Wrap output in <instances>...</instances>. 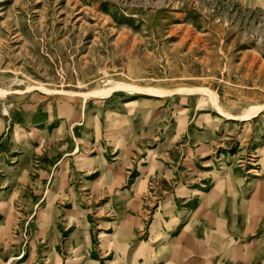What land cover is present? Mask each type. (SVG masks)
<instances>
[{"label":"rangeland","instance_id":"obj_1","mask_svg":"<svg viewBox=\"0 0 264 264\" xmlns=\"http://www.w3.org/2000/svg\"><path fill=\"white\" fill-rule=\"evenodd\" d=\"M0 264H264V0H0Z\"/></svg>","mask_w":264,"mask_h":264},{"label":"bare ground","instance_id":"obj_2","mask_svg":"<svg viewBox=\"0 0 264 264\" xmlns=\"http://www.w3.org/2000/svg\"><path fill=\"white\" fill-rule=\"evenodd\" d=\"M101 93H103V92H101ZM104 93H105V92H104ZM104 93H103V94H104ZM211 97H212V99H211V100H213V101H214V96H211ZM219 109H220V108H219ZM253 109H254V108L252 107V108H250V109H249V111H251V110H253ZM220 110H221V109H220ZM247 112H248V111H247ZM71 249H72V248H71Z\"/></svg>","mask_w":264,"mask_h":264}]
</instances>
